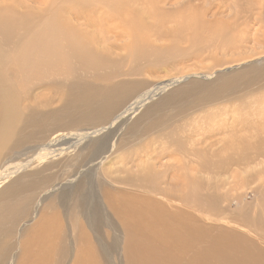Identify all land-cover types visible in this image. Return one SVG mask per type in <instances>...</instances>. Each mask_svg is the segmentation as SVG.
I'll use <instances>...</instances> for the list:
<instances>
[{
	"label": "bare ground",
	"instance_id": "obj_1",
	"mask_svg": "<svg viewBox=\"0 0 264 264\" xmlns=\"http://www.w3.org/2000/svg\"><path fill=\"white\" fill-rule=\"evenodd\" d=\"M3 14H0V162L6 152L24 159L18 166L17 162L6 167L4 161L0 163V264H264V249L254 244L255 238L248 240L241 232L219 229L210 237L208 227H202L189 213L181 208L171 211V205H178L170 198L166 202L159 200L160 195L167 196L171 191L151 189L148 184L161 176L173 187L176 183L171 181L178 174L170 175L168 170H176L180 164L171 156L163 157L168 150L165 147L158 153L157 147L147 146L154 148L155 155L140 148L143 140L161 132V139L166 138L172 146L170 155L195 152L187 150L180 137L168 139L174 136V128L162 132L171 126L169 118L183 117L191 110L184 103L179 106L178 100L194 103L200 94L209 96L247 84L248 80L263 75V68L250 67L247 72L219 75L209 83L194 78L144 87V82L137 79H121L130 74L119 68L104 76L100 73L104 66L99 59L78 46L64 49L60 32L47 26L30 33L26 39L22 31L29 27L30 20L19 21L6 12ZM75 63L81 68H75ZM63 67L99 72L94 79L105 84H92L74 72L77 77L66 79L64 74L61 76ZM54 69L56 72L50 73ZM10 81L13 84L27 81L29 93L61 86L66 88L63 89L66 96L60 97L59 106L53 110L25 113L26 108L24 112L20 109L21 93ZM182 81L185 83L181 86L171 87ZM170 87L173 89L169 90ZM167 90L168 94L159 96ZM156 96L158 100L154 99ZM175 103L178 109L172 113L174 109L169 107H175ZM112 115L117 119L104 126ZM81 128L84 130L79 132ZM73 130L76 135H68ZM254 140L250 144L254 156L252 153L250 157L234 156L230 151L232 154L223 160L219 158L214 167L229 170L244 163L264 164V136L258 135ZM216 145L210 142L206 148ZM131 148L136 153L127 162L123 160L125 163L119 165L110 161L105 166L111 154ZM54 149L57 153L49 156L46 151L51 153ZM210 153L216 156L214 151ZM201 165H206L205 159ZM64 166L72 167L73 173L71 170L64 175L53 173L55 168ZM110 217L119 220L125 234L122 244L121 227L118 229L115 219L111 221ZM191 222L197 227H192ZM106 227L108 230H104ZM120 250L124 263L119 261Z\"/></svg>",
	"mask_w": 264,
	"mask_h": 264
},
{
	"label": "rangeland",
	"instance_id": "obj_2",
	"mask_svg": "<svg viewBox=\"0 0 264 264\" xmlns=\"http://www.w3.org/2000/svg\"><path fill=\"white\" fill-rule=\"evenodd\" d=\"M5 12L9 14L8 16H15L19 21L25 18L30 20L29 27L22 31L26 39L30 33L47 26L53 32H60L59 36L66 45L64 49L67 50L71 45L78 46L99 59L104 66L100 73H104V76L119 68L122 73L130 74L122 76L121 79H137L144 82V87L154 83L162 84L167 80L188 81L194 78L209 83L219 75L247 72L250 67L253 70L264 69V0H0V14L5 15L3 14ZM8 49L12 50L9 47ZM1 54L5 59L7 55L4 51ZM3 65L7 66L6 63ZM75 65V68H81L79 64ZM65 68H60L64 69L60 72L66 79L78 75L87 78L86 80L92 84H105L94 79L95 74L98 73L99 76V72ZM53 72L56 70L50 71ZM184 81L171 87L181 86ZM13 85L21 93L19 106L21 111L26 108L25 113L32 110L42 112L53 110L59 106L60 97L66 96V91L63 90L66 88L61 86L48 87L36 92L31 90L29 93L27 81ZM171 87L169 90L173 89ZM169 90L159 96L168 94ZM203 95L195 98L199 100L194 103L187 99L178 100L179 106L184 103L187 110H191L186 111L187 114L185 112L183 117L176 115L173 119L169 118L171 126L166 129L167 131H162L166 133L174 128L175 137L170 136L168 139L175 140L180 137L185 141L184 146L186 145L187 150L194 149L195 152H173L170 155L168 152L172 146L168 145L166 138L161 139L163 137L159 136L161 132H156L140 144L141 150L148 151L149 154H153L154 148L147 146L157 147L158 153H162L161 149L167 148L163 157L171 156L180 164L174 168L176 170H168L170 175H174V172L178 174L176 180L171 181L176 185L169 186L160 176L154 179L155 183L148 186H151V189L165 188L171 191L169 195H160L162 199L160 196L158 199L166 202L167 198H170L173 204L178 205L170 206L169 203L171 211L181 208L189 213L202 227H208L210 237L220 230H235L243 233L248 240L255 238L252 239L254 244L264 249V164L252 163L245 166L244 163L229 170L214 167L219 158L223 160L232 152L234 156L255 155L250 144L258 135L264 136V74L231 90L225 88L223 92L217 94ZM154 99L159 98L156 96ZM174 106L176 108L169 107L170 110L174 109L172 113H176L175 109H178L177 104ZM116 115H112L109 123L104 126L114 122L117 119ZM125 129L124 127L123 130ZM83 130L84 128H81L78 131ZM57 131L60 133L61 129ZM74 134L76 135L75 130L68 133ZM186 138H189L188 141ZM75 140H78V137ZM165 142L166 145L163 144ZM210 142L217 143L212 150L206 148ZM133 149L111 154L105 166H109L110 161L119 165L123 160L127 162L126 159L129 160L133 153H136ZM56 151L57 149L51 153L46 152L52 156L57 153ZM212 151L216 156L210 153ZM22 159L23 156L19 158L17 154L6 152L1 161L7 162L3 165L6 167L15 162L17 165ZM204 159L206 165H201ZM68 171L73 173L74 169L64 166L55 168L53 173L64 175ZM223 175H226L227 179ZM200 176H203V179ZM166 182L169 183L170 179ZM108 213L113 215L111 211ZM110 220L116 222L118 229L121 227L117 218L113 217V220L112 218ZM191 223L192 227H197L194 222ZM120 230L122 244L125 234L122 227ZM119 258H121L119 261L124 263L121 250Z\"/></svg>",
	"mask_w": 264,
	"mask_h": 264
}]
</instances>
